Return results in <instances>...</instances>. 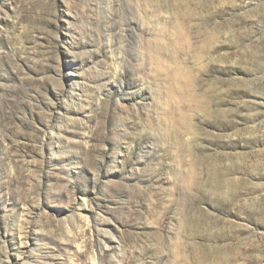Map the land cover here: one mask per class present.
I'll list each match as a JSON object with an SVG mask.
<instances>
[{"label": "rangeland", "instance_id": "374dc122", "mask_svg": "<svg viewBox=\"0 0 264 264\" xmlns=\"http://www.w3.org/2000/svg\"><path fill=\"white\" fill-rule=\"evenodd\" d=\"M0 264H264V0H0Z\"/></svg>", "mask_w": 264, "mask_h": 264}]
</instances>
